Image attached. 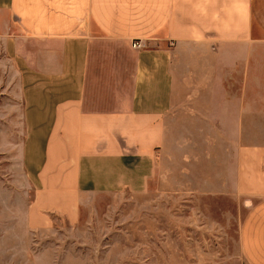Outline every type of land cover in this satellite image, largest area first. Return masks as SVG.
<instances>
[{"label":"crops","instance_id":"1","mask_svg":"<svg viewBox=\"0 0 264 264\" xmlns=\"http://www.w3.org/2000/svg\"><path fill=\"white\" fill-rule=\"evenodd\" d=\"M0 153V264L154 180L229 202L264 264V0H0Z\"/></svg>","mask_w":264,"mask_h":264},{"label":"rangeland","instance_id":"2","mask_svg":"<svg viewBox=\"0 0 264 264\" xmlns=\"http://www.w3.org/2000/svg\"><path fill=\"white\" fill-rule=\"evenodd\" d=\"M5 157L0 153L2 178ZM158 187L154 180L146 189L91 194L72 222L53 213L52 232H38L30 245L31 264H232L235 221L222 210L233 206L165 194Z\"/></svg>","mask_w":264,"mask_h":264},{"label":"built area","instance_id":"3","mask_svg":"<svg viewBox=\"0 0 264 264\" xmlns=\"http://www.w3.org/2000/svg\"><path fill=\"white\" fill-rule=\"evenodd\" d=\"M132 46H133V47H139L140 44H139V42L133 41V42H132Z\"/></svg>","mask_w":264,"mask_h":264}]
</instances>
